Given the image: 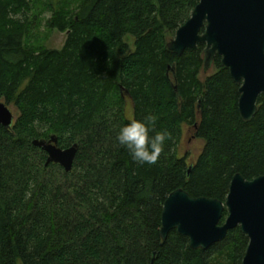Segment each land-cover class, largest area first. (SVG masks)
<instances>
[{
	"label": "trees",
	"instance_id": "16d2710c",
	"mask_svg": "<svg viewBox=\"0 0 264 264\" xmlns=\"http://www.w3.org/2000/svg\"><path fill=\"white\" fill-rule=\"evenodd\" d=\"M35 2L0 0V101L18 111L10 128L0 123V264H242L240 226L206 249L176 228L160 233L172 191L225 201L235 173L264 174V93L246 121L220 55L201 80L205 43L166 46L199 0L46 3L45 26L67 32L59 49L35 31ZM148 116L150 135L173 137L154 165L117 140ZM184 124L204 140L193 162L178 153ZM53 134L62 148L78 144L71 170L33 143Z\"/></svg>",
	"mask_w": 264,
	"mask_h": 264
},
{
	"label": "water",
	"instance_id": "95a60500",
	"mask_svg": "<svg viewBox=\"0 0 264 264\" xmlns=\"http://www.w3.org/2000/svg\"><path fill=\"white\" fill-rule=\"evenodd\" d=\"M198 43L206 45L205 71L216 54L221 56L222 64L240 85V114L251 120L258 110L257 99L264 93V0H199L166 46L181 54ZM14 121L13 109L1 100L0 123L10 128ZM57 141L53 134L33 143L47 152V163L71 170L78 144L62 148ZM225 208L228 215L221 223ZM237 226L249 238L242 264H264V174L249 180L235 173L225 201L193 197L183 188L172 191L163 204L160 233L164 241L176 228L189 237L191 248L206 249Z\"/></svg>",
	"mask_w": 264,
	"mask_h": 264
},
{
	"label": "clouds",
	"instance_id": "9594fccd",
	"mask_svg": "<svg viewBox=\"0 0 264 264\" xmlns=\"http://www.w3.org/2000/svg\"><path fill=\"white\" fill-rule=\"evenodd\" d=\"M155 121V116H148L145 121L131 119L119 130L117 140L140 164H156L164 151L165 141L173 139L168 131H156L155 135H150L149 125H154Z\"/></svg>",
	"mask_w": 264,
	"mask_h": 264
},
{
	"label": "rangeland",
	"instance_id": "374dc122",
	"mask_svg": "<svg viewBox=\"0 0 264 264\" xmlns=\"http://www.w3.org/2000/svg\"><path fill=\"white\" fill-rule=\"evenodd\" d=\"M35 6H34V13H41L40 17V25L38 30H35L38 34H42V36H45L43 39V44L47 48H61L66 40L67 32H62L57 30L56 28H48L45 26L46 19L50 16V12L44 8L46 3L51 2V4H55L60 0H35ZM71 1V0H70ZM174 37L173 35H169L168 39ZM126 39L130 42V45L133 43V37L127 36ZM216 70L215 66L212 65L207 71H201L199 73V78L201 80H204L208 75L211 73H214ZM14 111L15 119L18 115L17 108L12 105L8 104ZM195 126L194 125H183V133L181 136V140L178 144V153L180 155L187 154L188 155V161L193 162L196 160L198 155L200 154L204 140L195 136ZM18 264H22L21 261L18 262Z\"/></svg>",
	"mask_w": 264,
	"mask_h": 264
},
{
	"label": "flooded vegetation",
	"instance_id": "af4514ba",
	"mask_svg": "<svg viewBox=\"0 0 264 264\" xmlns=\"http://www.w3.org/2000/svg\"><path fill=\"white\" fill-rule=\"evenodd\" d=\"M205 46H206V45H205ZM204 49H205V48H204ZM212 65H214V60H213ZM202 70L205 71V70H204V66H203V69H202ZM187 125H188V124H187ZM194 135H195V134H194ZM195 136H196V135H195Z\"/></svg>",
	"mask_w": 264,
	"mask_h": 264
}]
</instances>
